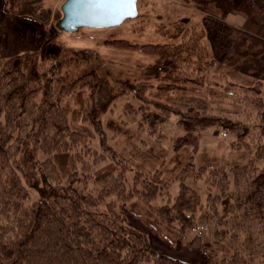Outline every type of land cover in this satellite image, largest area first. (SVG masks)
I'll return each mask as SVG.
<instances>
[{
	"label": "trees",
	"instance_id": "1",
	"mask_svg": "<svg viewBox=\"0 0 264 264\" xmlns=\"http://www.w3.org/2000/svg\"><path fill=\"white\" fill-rule=\"evenodd\" d=\"M200 3L211 16L200 27L184 29L181 41H107L111 47L139 49L154 62L147 79L116 80L106 101L92 106L97 85L92 70L69 80L55 64L44 80L34 82L22 66L23 55L0 59V264H194L152 250L147 233L126 223L116 202L134 197L145 206L128 212L151 232L162 226L184 233L214 225L211 239L197 233L191 241L203 255L201 264H264V96L253 100L256 109L232 116L194 106L182 110L171 101L174 93L204 94L213 71L235 89L260 82L240 67L248 57L264 59V41L251 40L228 17L260 23L264 0ZM71 96L83 111L72 106ZM121 98L129 120L105 119ZM252 98L246 94L244 99L249 105ZM172 114L183 126L173 150L191 151L188 161L173 155L156 165L159 155L138 143L125 158L111 143L126 132L125 124L135 123L148 137L160 134ZM206 132L232 134V148L247 149V158L225 165L213 158L197 163L193 156ZM94 139L102 151L92 146ZM141 142L146 145L145 139ZM128 171L135 173L130 177ZM190 177L204 179L216 190L203 199L188 184ZM175 181L179 190L174 195L170 186ZM32 190L38 195L34 199ZM222 197L232 200L230 218L219 213Z\"/></svg>",
	"mask_w": 264,
	"mask_h": 264
},
{
	"label": "rangeland",
	"instance_id": "2",
	"mask_svg": "<svg viewBox=\"0 0 264 264\" xmlns=\"http://www.w3.org/2000/svg\"><path fill=\"white\" fill-rule=\"evenodd\" d=\"M1 8L2 5H0V10ZM138 11V16L126 19L116 27H80L73 32L58 29L62 12H58V17H53V19H50L49 12H42L40 20L30 21L29 18H25L22 21L11 23V26L7 25L8 21H4L5 25L0 24V59H6L11 56L15 58V56L23 55L22 66L27 71L29 78L34 82L44 80L47 70L55 64L59 66L60 76L69 80H75L92 70L96 74L97 85L94 91V99L93 101L90 99L89 102H93L91 106L98 104L99 101L104 102L114 90H112V86H114L116 80L147 79L149 77L147 75L148 68L154 62V57L141 52L139 49L115 48L109 46L107 41L112 38H120L129 40L132 43L178 42L183 38L184 29H194L192 27L194 25L200 27L203 25L204 17L207 15L211 16L201 5L200 0H138ZM0 14H2L1 11ZM228 20L245 29L251 40L258 41L261 44L264 41V17L257 24L249 22L241 15L234 14L229 15ZM246 61L240 67L241 73L250 72L260 79L258 80L260 82L255 83L253 88L245 86L243 89H235L229 85L228 78L222 79L216 75L219 73L213 71V76L211 73L208 78V81L211 79V82H208V86L203 87L205 88L204 94L182 95L174 93L175 98L171 100L172 104L182 110L194 106L200 110L206 109L208 111L227 113L231 116L234 114L244 115L247 108L248 111L256 109L258 104L256 105L253 100L258 97L262 98V95L264 96V79L262 81L261 77L257 75V73L262 72L263 64L260 61L264 62V59L256 56L248 57ZM215 79L220 84H215ZM85 94L87 97L89 91L87 90ZM246 94L253 97L249 105L244 99ZM70 98L72 106L83 111L82 103L77 104L74 96ZM124 100L125 98H121L118 101V105L114 107V112L105 115V119L106 116L112 115L118 120L121 118L129 120L123 114L122 104ZM151 107L154 108V106ZM179 119L178 115L172 114L170 119L161 126L162 132L149 137L138 129L136 130L135 123L122 125L126 132L115 135L111 143L117 152L125 158L130 157V154L134 151L132 147H134L135 143H138L142 149L150 151L152 156L156 157V155H159L156 165H160L162 159L165 162L170 160L173 155L174 157H182L183 155L182 159L184 160L186 156L188 161L192 155L191 151L180 153V151L174 152L173 150V140L183 133V126ZM80 123L81 118L78 124ZM132 132H134L133 135H131ZM233 138L234 136L227 132L218 134L204 133L200 149L193 156L194 160L200 163L205 158H213L215 163L224 165L243 161L247 158L249 151L247 149H233L231 146ZM141 139L146 140V145L141 142ZM92 146L102 151L99 146V140H92ZM134 157L140 161L137 155ZM109 161L108 159L107 161L105 160L102 165L109 163ZM169 167L173 168L174 163L169 161ZM128 172L127 174L130 177L135 173L134 171ZM187 182L203 199L216 190L204 179L190 177ZM170 189L171 193L175 195L179 190V182H173ZM32 196V199H34L38 195L32 190ZM231 201L230 197H222L217 201L221 217H232ZM132 202H134L133 205ZM116 203L118 208L124 212L126 223L147 233L152 250L181 258L194 264H201L203 255L200 251L192 248L191 241L197 233H200L204 238L211 239L214 225L207 228L188 229L184 233L162 226L161 231L155 233L151 232L140 220L136 221L133 219L128 212L130 208L138 211L141 208L143 209L145 205L138 197L131 198L127 202L120 203V201H117ZM141 213L146 217L145 212L141 211Z\"/></svg>",
	"mask_w": 264,
	"mask_h": 264
},
{
	"label": "water",
	"instance_id": "3",
	"mask_svg": "<svg viewBox=\"0 0 264 264\" xmlns=\"http://www.w3.org/2000/svg\"><path fill=\"white\" fill-rule=\"evenodd\" d=\"M59 28L73 32L80 27H116L126 19L138 16V0L130 4H96L89 0H64Z\"/></svg>",
	"mask_w": 264,
	"mask_h": 264
},
{
	"label": "crops",
	"instance_id": "4",
	"mask_svg": "<svg viewBox=\"0 0 264 264\" xmlns=\"http://www.w3.org/2000/svg\"><path fill=\"white\" fill-rule=\"evenodd\" d=\"M63 2L64 0H0V5H2L0 21H8L7 25L11 26V23L22 21L25 18H29L30 21L40 20L42 12H49L50 19H53V17H58V12H62Z\"/></svg>",
	"mask_w": 264,
	"mask_h": 264
},
{
	"label": "snow or ice",
	"instance_id": "5",
	"mask_svg": "<svg viewBox=\"0 0 264 264\" xmlns=\"http://www.w3.org/2000/svg\"><path fill=\"white\" fill-rule=\"evenodd\" d=\"M89 2L96 4H111V3L130 4V3H134V0H89Z\"/></svg>",
	"mask_w": 264,
	"mask_h": 264
}]
</instances>
